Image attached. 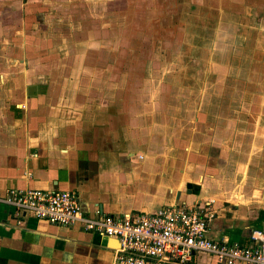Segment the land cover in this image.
I'll use <instances>...</instances> for the list:
<instances>
[{"label": "crops", "instance_id": "0c3cea01", "mask_svg": "<svg viewBox=\"0 0 264 264\" xmlns=\"http://www.w3.org/2000/svg\"><path fill=\"white\" fill-rule=\"evenodd\" d=\"M35 15L44 20L42 12ZM17 33L18 62L0 63V196L22 188L71 190L88 216L210 202L212 239L251 245V232L264 231V123L260 134L243 132L239 138L235 121L218 119L207 125L210 131L190 138L185 154L173 152L172 134L167 139L172 149L162 151L133 112L109 107L106 93L93 95L80 85L82 70L67 75L66 62H52L50 74L49 62H33L31 56L45 52L46 39L24 38L23 46L26 32ZM196 147L201 150L194 152ZM117 247L113 237L79 224L61 227L21 217L0 202V264H111ZM189 264L226 263L198 252Z\"/></svg>", "mask_w": 264, "mask_h": 264}, {"label": "rangeland", "instance_id": "374dc122", "mask_svg": "<svg viewBox=\"0 0 264 264\" xmlns=\"http://www.w3.org/2000/svg\"><path fill=\"white\" fill-rule=\"evenodd\" d=\"M21 28L23 46L47 40L33 62H49L50 74L52 62H66L67 75L82 70L80 85L133 112L162 151L172 134L173 152L185 154L218 119L235 121L239 138L261 133L264 0H0V63L18 62Z\"/></svg>", "mask_w": 264, "mask_h": 264}, {"label": "built area", "instance_id": "2783aa9c", "mask_svg": "<svg viewBox=\"0 0 264 264\" xmlns=\"http://www.w3.org/2000/svg\"><path fill=\"white\" fill-rule=\"evenodd\" d=\"M0 202L21 217L30 215L61 227L79 224L88 232L113 237L118 247L111 264H189L198 252L226 264H264L262 230L251 232V245L211 238L210 202H182L123 216L98 211L88 216L71 190L13 189L0 196Z\"/></svg>", "mask_w": 264, "mask_h": 264}]
</instances>
